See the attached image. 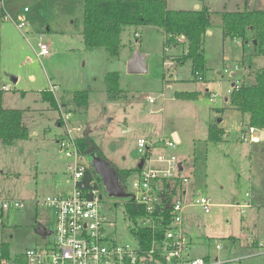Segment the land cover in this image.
<instances>
[{
	"label": "rangeland",
	"instance_id": "rangeland-1",
	"mask_svg": "<svg viewBox=\"0 0 264 264\" xmlns=\"http://www.w3.org/2000/svg\"><path fill=\"white\" fill-rule=\"evenodd\" d=\"M247 1L167 0L170 9L193 10L199 5L211 11L212 33L204 37L206 67L200 79L192 60L176 59L187 43L167 45L165 34L155 27L140 28L139 38L138 28H124L120 53L113 56L104 47L85 44V0H0V24L3 10L8 16L0 25L1 84L9 85L3 106L24 110L30 133L28 139L10 144L0 140V197L25 203L23 208L0 211V242L9 257L53 239L35 232L38 223L54 227L55 212L44 201L72 190L73 158L58 144L65 131L58 110L62 108L70 113L69 126L82 129L78 138L88 133L97 154L116 171L133 170L141 159L151 164L146 151H139L140 138L151 146L155 168L164 167L162 155L178 156L181 174L189 179L182 195L183 227L192 256L226 264H264V139L257 131L259 140L251 141L249 115L230 103L233 83H243L247 72L255 76L264 67V55H255L254 46L243 45L241 39L225 38L222 26L225 11L264 9V0ZM40 35L45 42L51 40V55L41 58ZM137 51L147 54V71L129 70L127 61ZM242 61L244 68L238 65ZM107 71L120 73L124 94L119 99L107 95ZM84 89L89 102L81 107L74 94ZM43 91L53 93L58 108L43 99ZM183 92L194 95H178ZM149 96L156 102L150 103ZM30 108L34 111H27ZM220 123L226 133L219 142L209 140V125ZM174 130L182 142L171 148L166 143ZM137 175L133 172L124 182L130 194L136 193ZM100 188L102 210L117 242L132 243L133 222L124 207L128 198L109 197L103 184ZM198 193L211 201L210 212L196 204Z\"/></svg>",
	"mask_w": 264,
	"mask_h": 264
},
{
	"label": "trees",
	"instance_id": "trees-1",
	"mask_svg": "<svg viewBox=\"0 0 264 264\" xmlns=\"http://www.w3.org/2000/svg\"><path fill=\"white\" fill-rule=\"evenodd\" d=\"M223 31L225 38H238L243 45L253 41L257 55H264V9H249L225 11L222 15ZM153 26L162 29L166 36L165 44L187 43L185 54L177 58L180 63L188 59L193 62V73L198 75L204 72L206 56L204 52V37L211 29V11L208 7L193 10H177L168 7L167 0H85L84 11V42L88 47H104L111 55H119L122 46V31L126 27ZM178 37H183L180 42ZM1 50L2 39L0 36V140L10 144L16 140L28 139L29 129L23 122L24 110L8 109L3 106L4 91L1 84ZM244 68V61L238 64ZM107 95L110 99H119L124 92L120 85V73L110 71L105 76ZM43 99L58 108L55 96L51 91H43ZM181 97H191L193 93H179ZM76 103L87 106L89 92L79 90L74 94ZM231 106L243 114L249 115V127L264 130V67L260 69L250 82L236 83L230 96ZM245 131V127H243ZM224 135V130L217 124L209 126V140L219 142ZM80 151L89 156L96 152L93 138L87 133L78 139ZM141 169L117 171L120 181L125 180ZM90 177H95L103 184L96 174L93 166L88 171ZM182 178L177 177L174 182L164 180L161 187V203L157 204L152 217L155 226L142 225L140 219L145 216L146 207L130 196L126 200L125 215L133 224L131 233L138 243V250L148 251L154 241H160L171 224L172 216L169 207L172 197L181 187ZM6 254V246L3 245Z\"/></svg>",
	"mask_w": 264,
	"mask_h": 264
},
{
	"label": "built area",
	"instance_id": "built-area-1",
	"mask_svg": "<svg viewBox=\"0 0 264 264\" xmlns=\"http://www.w3.org/2000/svg\"><path fill=\"white\" fill-rule=\"evenodd\" d=\"M27 10V8H26ZM23 19V18H21ZM22 22L19 27H22ZM135 35L141 36L139 31ZM184 42L183 37H178ZM38 56L46 57L51 54L50 43L45 42L40 35L38 42ZM238 67V66H237ZM199 78L202 79L200 74ZM238 82V81H237ZM8 90L7 85L2 86ZM211 101L214 98L210 99ZM150 103H155L156 98L149 96ZM60 110V121L65 126L64 133L60 136L58 144L66 156L73 158L71 170L72 190L55 196H48L44 201L55 212L54 227L49 229L53 239L44 245L28 248L23 254L9 257L3 253L0 246V264H226L209 256H192L190 254L189 241L185 235L183 223L186 204L182 199L184 182L188 177L182 176L179 158L176 154L162 155L159 159L164 167H153L154 159L151 157V146L145 139H138L140 152L149 155L151 164L144 161L143 168L137 172V178L133 181L136 193L132 196L138 203L146 207V215L140 219L142 225L155 226L152 214L161 203V187L164 180L174 182L181 176L182 184L169 202L172 221L168 226L164 237L160 241H154L152 247L146 252L138 250V243L120 244L115 237V230L109 227L107 217L102 210L103 194L100 183L95 177H90L88 171L90 164L78 145V132L82 129L71 128L68 124L69 114ZM260 131L249 127L251 141H258L256 132ZM247 132L243 133L245 140ZM169 147L175 148L177 143L174 139H168ZM124 185V184H123ZM125 186V185H124ZM196 204L200 205L205 212H210L211 201L198 193ZM25 203L20 200L0 197V211L11 207L23 208ZM1 221V218H0ZM136 244V245H135ZM218 249L223 245L218 243Z\"/></svg>",
	"mask_w": 264,
	"mask_h": 264
},
{
	"label": "water",
	"instance_id": "water-1",
	"mask_svg": "<svg viewBox=\"0 0 264 264\" xmlns=\"http://www.w3.org/2000/svg\"><path fill=\"white\" fill-rule=\"evenodd\" d=\"M196 8H199L197 6ZM144 58V55L139 53L138 51L135 53V56L129 63V70L131 72H141L144 71L143 68L140 67L139 62ZM234 85V84H233ZM261 133L264 134V131ZM145 159H141L138 167L140 169L143 168ZM91 165L93 166L96 174L100 177L105 191L107 192L109 197L113 198H128L132 196V194L128 193L125 189V186L120 181V177L118 176L117 171L110 166L108 162H106L101 156L96 153H92L91 158L89 160ZM180 170H182V164L179 165ZM35 232L42 236L46 237V235L50 234L51 231L43 223H38V226ZM136 245V244H135ZM227 248V247H226Z\"/></svg>",
	"mask_w": 264,
	"mask_h": 264
},
{
	"label": "crops",
	"instance_id": "crops-1",
	"mask_svg": "<svg viewBox=\"0 0 264 264\" xmlns=\"http://www.w3.org/2000/svg\"><path fill=\"white\" fill-rule=\"evenodd\" d=\"M252 0H249V1H247V2H251ZM197 6H199V5H197ZM196 6V7H197ZM196 9V8H195ZM197 9H199V8H197ZM7 13H6V11L5 10H3L2 12H1V16L4 18V16L6 15ZM4 15V16H3ZM2 18V22H1V24L0 25H2L3 24V21L5 20V19H3ZM133 27V26H132ZM151 27H153V26H151ZM138 27H134L133 29H137ZM156 28V27H155ZM139 30H137V31H139L140 32V34L142 33L141 32V30H140V28H138ZM157 29H159V28H157ZM161 31H163L162 29H160ZM163 33H164V31H163ZM212 33V30L211 29H209L208 30V32H207V34H211ZM165 34V33H164ZM0 36H1V34H0ZM140 37H142V35L140 36ZM50 44H51V40H49L48 41ZM165 42H166V36H165ZM246 44H248V45H252V46H254V48H255V55H257L256 54V47H255V45H254V42L253 41H250V42H248V43H246ZM187 52V50L183 53V54H185ZM51 55V54H50ZM144 55V54H143ZM147 55V54H146ZM146 55H144V58L139 62V65H140V67L141 68H143L144 69V71H147L148 70V65L146 64ZM182 55V54H181ZM181 55H178L177 57H176V59L179 57V56H181ZM132 60V56L128 59V61H127V65H128V63H130V61ZM184 61H182L181 63H183ZM1 63H2V61H1ZM108 72H110V71H107L106 73H105V76H106V74L108 73ZM245 76V79H244V81H250V80H254V77L255 76H253V74L252 73H249V72H247L246 74H244ZM34 77V76H33ZM13 79H14V82H17L18 80H19V77H13ZM104 79H105V77H104ZM250 79V80H249ZM237 82V81H236ZM236 82L235 83H233V84H236ZM4 85H7L8 87H9V85L8 84H2V86H4ZM233 87H234V85H233ZM85 90V89H84ZM88 91V90H87ZM226 100L228 101L229 99H227L226 98ZM232 108V107H231ZM59 110V109H58ZM27 111H34V108H30L29 110H27ZM24 115V114H23ZM222 121L224 120V119H221ZM248 122H249V119H248ZM60 125V124H59ZM211 125V124H210ZM209 125V126H210ZM220 128H222L223 130H224V134L226 133L225 131V128H224V125L222 126L221 125V123L220 124H217ZM28 127V126H27ZM242 130H243V127H242ZM259 130V129H258ZM261 132L262 131H264V130H260ZM244 132H247L246 130L244 131L243 130V133ZM260 132V138H263L264 139V134L263 133H261ZM208 136H209V129H208ZM172 137H173V139L176 141V143H181L182 142V138H181V135H180V133L178 132V130H174L173 132H172ZM5 243H3V242H0V246L1 247H3V245H4ZM7 254V253H6Z\"/></svg>",
	"mask_w": 264,
	"mask_h": 264
},
{
	"label": "flooded vegetation",
	"instance_id": "flooded-vegetation-1",
	"mask_svg": "<svg viewBox=\"0 0 264 264\" xmlns=\"http://www.w3.org/2000/svg\"><path fill=\"white\" fill-rule=\"evenodd\" d=\"M93 153H95V152H93ZM97 154V153H96ZM91 155H92V153L87 157V160H88V162H89V160H90V158H91ZM98 155V154H97ZM140 163V162H139ZM89 164H90V166H91V162H89ZM46 226V225H45ZM48 228V227H47ZM48 230H49V228H48Z\"/></svg>",
	"mask_w": 264,
	"mask_h": 264
},
{
	"label": "bare ground",
	"instance_id": "bare-ground-1",
	"mask_svg": "<svg viewBox=\"0 0 264 264\" xmlns=\"http://www.w3.org/2000/svg\"><path fill=\"white\" fill-rule=\"evenodd\" d=\"M5 20H7L8 19V16H7V14L5 15ZM180 41V40H179ZM181 42V41H180ZM236 83H239V82H236ZM234 86H235V84H234Z\"/></svg>",
	"mask_w": 264,
	"mask_h": 264
}]
</instances>
